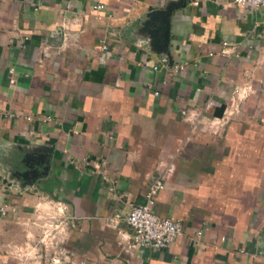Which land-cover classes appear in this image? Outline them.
Wrapping results in <instances>:
<instances>
[{
    "label": "crops",
    "instance_id": "crops-1",
    "mask_svg": "<svg viewBox=\"0 0 264 264\" xmlns=\"http://www.w3.org/2000/svg\"><path fill=\"white\" fill-rule=\"evenodd\" d=\"M244 85L251 92L230 107ZM184 109L228 120L212 135L199 118L192 130ZM0 148L21 153L23 166L0 165V264L46 263L32 220L58 202L73 218L61 264H264L261 10L232 0H0ZM168 163L153 210L183 233L168 248L136 245L129 205L145 201Z\"/></svg>",
    "mask_w": 264,
    "mask_h": 264
},
{
    "label": "built area",
    "instance_id": "built-area-1",
    "mask_svg": "<svg viewBox=\"0 0 264 264\" xmlns=\"http://www.w3.org/2000/svg\"><path fill=\"white\" fill-rule=\"evenodd\" d=\"M196 2L197 0H192ZM236 4L251 5L261 10L264 18V0H232ZM96 9H103V4H96ZM227 46L228 42L224 41ZM104 49L107 48L102 44ZM226 53V49L222 50ZM154 68H157L154 66ZM182 66L176 65L173 67L174 71H178ZM12 81V80H11ZM251 92L250 85L238 86L233 89L230 100V107L237 104L240 100L246 98ZM159 92L154 91L157 95ZM207 107L213 105L212 100L207 101ZM182 117L193 124L192 130L197 127L196 120L201 119L205 121V131L212 135L221 133L228 120L227 115H220L219 117H210L198 111L184 109L181 111ZM9 115V114H8ZM30 118V117H28ZM171 163L161 167L160 175L149 186L145 193V201L143 203H130L129 211L126 215V222L130 226L132 233L131 237L136 245L150 246L155 249L168 248L178 237L183 233V226L180 222L163 218L153 210L156 194L165 184V179L172 172ZM1 212L4 214L8 207L1 206ZM36 215L32 220V225L39 230V236L33 246H36L38 257L45 260V264H61L63 260H68L67 255L60 250L59 243L61 238L66 234L73 218L67 216L66 206L61 202L56 203L51 207L37 208ZM109 225L115 227L116 220L109 222ZM197 231L196 234H200ZM32 246L24 245L21 247V254L24 257L32 256ZM18 256V255H17Z\"/></svg>",
    "mask_w": 264,
    "mask_h": 264
},
{
    "label": "trees",
    "instance_id": "trees-1",
    "mask_svg": "<svg viewBox=\"0 0 264 264\" xmlns=\"http://www.w3.org/2000/svg\"><path fill=\"white\" fill-rule=\"evenodd\" d=\"M217 114H222L221 112H217ZM0 165L2 167H7L10 168L11 170L14 169H21L23 166H21V153L18 151L14 150V148H9L8 150L6 149H1L0 148ZM20 166V167H19Z\"/></svg>",
    "mask_w": 264,
    "mask_h": 264
}]
</instances>
